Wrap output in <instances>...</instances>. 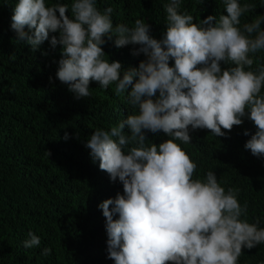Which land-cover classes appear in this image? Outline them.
I'll list each match as a JSON object with an SVG mask.
<instances>
[{"label": "clouds", "instance_id": "obj_1", "mask_svg": "<svg viewBox=\"0 0 264 264\" xmlns=\"http://www.w3.org/2000/svg\"><path fill=\"white\" fill-rule=\"evenodd\" d=\"M182 2L164 4L166 28L159 40L143 19L114 26L113 8L101 11L97 0H73L71 18L61 0H18L12 8L10 28L18 43L33 52L45 41L53 50L61 46L56 78L77 99L91 95L92 81L104 90L114 84L117 96L127 93L132 114L110 130L96 129L85 142L93 163L123 188L98 205L114 264H238L242 249L264 244V227L259 217L248 221L240 189L226 191L211 170L194 179L197 164L176 143H191L189 128L224 137L222 129L230 132L247 117L257 130L244 148L264 157V64L252 68L264 51V15L241 27L242 16L256 5L221 0L226 15L195 22L180 11ZM108 41L116 48L138 45L131 55L145 59L127 69L110 62L103 47ZM148 132L168 139L147 144ZM40 244L31 231L23 241L25 249ZM51 252L45 247L41 255Z\"/></svg>", "mask_w": 264, "mask_h": 264}, {"label": "trees", "instance_id": "obj_2", "mask_svg": "<svg viewBox=\"0 0 264 264\" xmlns=\"http://www.w3.org/2000/svg\"><path fill=\"white\" fill-rule=\"evenodd\" d=\"M17 2L0 0V264H114L107 258L105 218L98 205L117 192L122 194L123 188L119 181H110L98 162L93 163L85 142L96 129L110 130L132 114L127 93L117 96L114 84L104 90L92 81L91 95L77 99L56 78L61 46L53 50L45 41L33 52L16 41L10 24ZM55 2L46 0L49 5ZM61 2L69 4L67 15L71 18L73 0ZM168 2L97 0V6L101 11L113 8L114 26L123 23L131 27L136 19H143L151 25L153 38L159 40L166 28L163 6ZM240 2L256 5L254 11L242 16L241 27L256 15H264V0ZM185 10L195 22L227 14L221 0H183L180 11ZM261 27L264 29V24ZM103 47L105 59L119 61L125 69L138 67L145 59L143 54L131 55L138 45L116 48L108 41ZM173 64L170 61V66ZM258 64H264V51L256 54L252 68ZM227 66L234 65L222 63V68ZM243 119L244 123L230 132L222 129L224 137L189 128L191 143H176L197 164L194 179H203L211 170L226 191L239 188V203L248 205V221L253 223L259 217L260 227H264V157H255L244 148L257 129L247 117ZM245 130L248 136L243 134ZM145 134L147 144L159 145L168 139L162 132ZM29 231L40 237L39 247H23ZM45 247L52 249L48 256L41 255ZM242 251L238 264H264V244Z\"/></svg>", "mask_w": 264, "mask_h": 264}]
</instances>
